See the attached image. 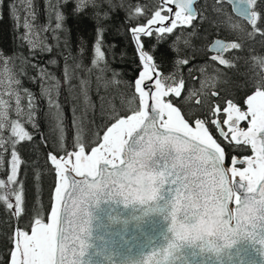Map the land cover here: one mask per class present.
Segmentation results:
<instances>
[{"label":"snow or ice","instance_id":"obj_1","mask_svg":"<svg viewBox=\"0 0 264 264\" xmlns=\"http://www.w3.org/2000/svg\"><path fill=\"white\" fill-rule=\"evenodd\" d=\"M68 5L72 15L97 22V39L91 67L69 65L66 58L61 80L37 62V54L53 51L41 32L51 30L58 41L66 19L61 9ZM196 5L48 0L55 27L37 29L33 0H0V19L7 7L28 48V56L0 50V167L10 155L6 179H0V206L9 216L0 264H264V56H251V76L233 85L242 94L222 87L231 82L224 70L238 67L241 36L264 37V0H212V19ZM120 8L127 9V21H137L127 30L140 71L127 85L130 97L119 91L111 99L101 96L100 123L86 124L76 117V105L85 113L95 107L93 80L97 92L124 83L117 72L107 76L99 26ZM205 21L236 38L217 35L206 46L215 72L199 89L186 90L182 77L161 71L155 47L145 51L142 37L173 38L179 69L197 55L192 41ZM181 45L191 55L180 56ZM28 68L36 73L28 78L40 83L39 97L24 87ZM64 88L76 129L70 148L60 102ZM38 99L46 101L59 136L47 153L55 173L48 205L37 199L29 209L17 146L33 140L26 125L36 127Z\"/></svg>","mask_w":264,"mask_h":264},{"label":"trees","instance_id":"obj_2","mask_svg":"<svg viewBox=\"0 0 264 264\" xmlns=\"http://www.w3.org/2000/svg\"><path fill=\"white\" fill-rule=\"evenodd\" d=\"M9 0H5L7 5ZM53 3L56 0H52ZM117 3L120 0H116ZM153 0H123L125 5L151 4ZM48 0H33V5L36 11V19L34 21L37 29L50 24L51 28L55 27L54 14L51 16L47 9ZM211 2L209 0H200L198 9H204L205 15L212 19L214 14L211 10ZM66 19L64 21V29L58 31L55 35L59 36V40L53 39L51 30L48 32H41V38H45L47 43L53 45L51 53H38L37 62L48 68V71L53 73L56 77L62 80L63 68L65 59L69 65L80 63L84 67H91V60L94 56V44L97 39V22L88 15L75 16L71 14V5L63 7ZM126 8L118 9L109 19L100 22L103 27L102 36V49L105 52L107 59V66L109 71L107 76L111 77L112 72L119 73L118 79L122 83L119 88L109 87L107 90L103 86L100 87L99 92L96 90V83L93 80L90 96L94 108L89 109L86 113L83 111L82 106L76 105V117L83 118L87 124L89 121H95L96 124L100 123V97L104 96L111 99L113 95L119 92H124L127 96H131V89L127 87L137 77L140 71V61L136 55L135 49L131 42L130 32L128 27L137 23V21H127ZM228 11H231L228 8ZM23 16V13H21ZM23 21L21 20V23ZM242 22V21H241ZM243 23V22H242ZM198 36L193 38V48L197 51V55L191 60L189 65L181 66L179 69L174 65L176 54L170 50L172 44L171 37H166L158 41L157 36L154 34L149 38L142 39L145 51H152L155 47L154 55L157 62L161 65V71L165 75L175 74L177 78H183L185 81L186 90H196L200 88V81L205 78V75H212L215 72V65L207 60L206 46L219 35L220 38L234 39L235 34L226 30H217L216 27L210 26L208 22H201L197 25ZM24 29L20 27L16 29L14 21L7 11L4 9L3 19H0V50L9 55H23L28 56L27 45L20 39L23 35ZM241 42L244 44V49L239 52L240 59L237 62L236 69L224 70L230 78V83L222 85L224 88L231 89L232 95H239L233 85L243 84L245 76H251V56H264V37L256 36L254 40L248 39L246 36H241ZM180 56L185 54L191 55V49H185L183 45L180 46ZM161 53H167L164 58H161ZM55 59V65L49 64L48 61ZM17 65L20 61L17 60ZM206 67V72L202 74L199 69L202 66ZM191 69V73L189 72ZM36 75L35 71L31 68L27 69V76L23 78L24 87L29 88L33 93L39 97L40 83L39 81L33 83L28 77ZM194 77H198L194 78ZM60 102L63 109V129L65 141L70 148L73 142L76 129L73 126V102L69 97L66 88L61 90ZM36 127L26 125L28 130L33 135L31 142L25 141L17 146V151L21 158L19 169V179L24 185V196L26 205L31 209L37 199L45 206L48 205L50 193L52 191L55 174L47 161V153L53 151L56 147L59 131L56 128L54 118L49 115V109L46 101L38 99L37 111L35 115ZM47 141V146L44 144ZM10 159L9 153L4 154V165L0 167V179H6L8 171V160ZM39 173V179H37ZM9 216L7 211L0 206V241L3 240L4 233L8 232L7 222ZM3 251L0 245V252Z\"/></svg>","mask_w":264,"mask_h":264},{"label":"water","instance_id":"obj_3","mask_svg":"<svg viewBox=\"0 0 264 264\" xmlns=\"http://www.w3.org/2000/svg\"><path fill=\"white\" fill-rule=\"evenodd\" d=\"M199 2H200V0H197V5L199 4ZM197 5H196V7H197ZM229 8H230V6H229ZM230 10H231V8H230ZM130 38H131V42H132V44H133V47H134V49H135V52H136V45H135V42L133 41V39H132V35H131V33H130ZM145 38H149V37H146V36H144V37H142V39H145ZM215 39V38H214ZM213 39V40H214ZM213 40H211V42L213 41ZM210 42V43H211ZM209 43V44H210ZM136 55H137V52H136ZM137 57H138V55H137ZM139 59V58H138ZM50 164V163H49ZM50 166H51V164H50ZM52 167V166H51ZM55 174V173H54Z\"/></svg>","mask_w":264,"mask_h":264},{"label":"rangeland","instance_id":"obj_4","mask_svg":"<svg viewBox=\"0 0 264 264\" xmlns=\"http://www.w3.org/2000/svg\"><path fill=\"white\" fill-rule=\"evenodd\" d=\"M211 2V0H209ZM197 9H198V6H197ZM199 10V9H198ZM201 82V81H200ZM200 85V84H199Z\"/></svg>","mask_w":264,"mask_h":264}]
</instances>
